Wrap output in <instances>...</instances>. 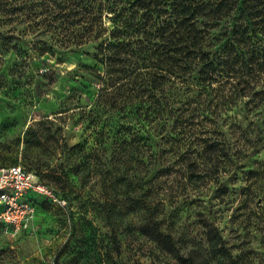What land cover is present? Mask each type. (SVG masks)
Listing matches in <instances>:
<instances>
[{
    "label": "rangeland",
    "instance_id": "1",
    "mask_svg": "<svg viewBox=\"0 0 264 264\" xmlns=\"http://www.w3.org/2000/svg\"><path fill=\"white\" fill-rule=\"evenodd\" d=\"M15 2L12 20L0 17V31L25 40L0 38V167L37 173L67 205L36 197L37 230L15 241L0 234V264H264V142L231 128L264 130V96L218 109L219 89L166 85L155 95L173 99L188 122L156 128L138 114L148 88L102 84L104 66L87 55L93 42L70 52V9L56 17L46 0ZM138 132L150 141L144 156ZM208 144L219 147L218 170ZM188 160L204 184L190 183ZM150 223L189 261L145 235Z\"/></svg>",
    "mask_w": 264,
    "mask_h": 264
},
{
    "label": "trees",
    "instance_id": "2",
    "mask_svg": "<svg viewBox=\"0 0 264 264\" xmlns=\"http://www.w3.org/2000/svg\"><path fill=\"white\" fill-rule=\"evenodd\" d=\"M46 1L48 7L55 5V13L52 9L51 12L56 17L64 16V11L70 9L73 21L69 25L75 29L69 32L77 31L74 34L76 47L71 53L84 52L83 47L92 42L97 45L87 55L93 57L97 65L104 66V76L99 74L102 84L148 88L142 94L148 96L146 102L150 104L141 106L138 114L143 121L156 123L153 124L156 128L159 122L174 117H177V124L188 122L178 115L182 107H177L173 99H166L163 104L155 95L166 85L170 88L202 85L205 89H219L218 109L225 105L237 108L245 99H249L246 105H251L256 96H264L257 91V86L264 85V0ZM15 4V0H0L3 20H12ZM106 18L111 27L106 26ZM0 38L25 42L15 34L2 31ZM51 51L52 48L44 53ZM255 108L253 104L250 109ZM241 124L234 123L231 128L241 131L244 137L256 132L259 136L254 141L255 146L264 142V130L252 123L245 128ZM135 136L136 151L144 156L145 148L151 147L150 141L140 132ZM205 156L208 162L217 163L218 170L222 158L219 147L206 145ZM121 161L130 160L125 155ZM186 165L190 183L204 184L205 175H200L196 163L188 160ZM249 175L256 176L253 171ZM257 181L255 177L254 182ZM32 200L37 206L41 205L36 199ZM144 233L178 259L189 261L179 254L171 236L163 233L158 223H150ZM212 234L223 242L217 231Z\"/></svg>",
    "mask_w": 264,
    "mask_h": 264
},
{
    "label": "built area",
    "instance_id": "3",
    "mask_svg": "<svg viewBox=\"0 0 264 264\" xmlns=\"http://www.w3.org/2000/svg\"><path fill=\"white\" fill-rule=\"evenodd\" d=\"M41 197L51 205L65 207L67 201L37 173L21 165L0 167V234L10 241L29 235L37 229L38 206Z\"/></svg>",
    "mask_w": 264,
    "mask_h": 264
}]
</instances>
